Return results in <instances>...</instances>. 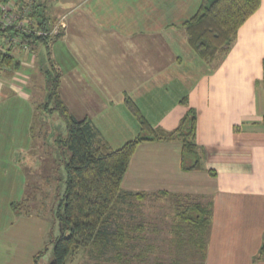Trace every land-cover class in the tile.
Masks as SVG:
<instances>
[{
    "label": "crops",
    "instance_id": "0c3cea01",
    "mask_svg": "<svg viewBox=\"0 0 264 264\" xmlns=\"http://www.w3.org/2000/svg\"><path fill=\"white\" fill-rule=\"evenodd\" d=\"M36 3L51 29L60 21L65 25L52 36L46 56L42 50L46 44L34 51L15 47L13 56L21 62L20 68L1 76L0 117L8 126L0 128V264H30L36 254L29 230L31 226L39 230L42 215L37 209L18 215L12 203L31 195L33 201L49 197L51 186L56 185L52 182L59 157L51 156L50 125L31 122L22 114L27 100H46V92H37L36 82L40 77L45 82L49 57L62 74L60 94L71 113L89 119L112 148L141 132L131 104L154 127L166 130L178 127L193 108L205 170L182 169L180 141H143L132 156L122 188L145 192L160 204L169 202L173 209L191 202L211 208L205 236L177 242L175 260L264 264L260 255L264 242V0L240 28L228 55L211 63L192 48L182 26L198 11L201 0ZM33 104L29 108L34 111H46L41 104ZM10 107L20 109L15 118H6L5 109ZM21 117H25L23 124ZM115 140L120 143L114 146ZM49 165L53 168L47 171ZM45 188L50 194L42 192ZM161 190L169 195L158 194Z\"/></svg>",
    "mask_w": 264,
    "mask_h": 264
},
{
    "label": "trees",
    "instance_id": "16d2710c",
    "mask_svg": "<svg viewBox=\"0 0 264 264\" xmlns=\"http://www.w3.org/2000/svg\"><path fill=\"white\" fill-rule=\"evenodd\" d=\"M5 1L7 0H0ZM17 3L24 6L26 1L17 0ZM261 5L262 0H201L198 11L182 24L189 44L206 62L223 60L234 46L242 25ZM39 7L40 4L32 0V12L28 15L25 29L0 28L3 37L20 34L22 38L21 44H14L8 51L0 53V76H10L13 71L19 70L21 62L15 61L13 56L15 47L25 49L24 44H27L25 50L34 51L41 44H46V49L50 48L54 33L40 34L39 30L50 32L53 28L48 26L45 13L41 11L40 15L37 11ZM48 53L51 54L49 51ZM49 59L51 63L45 71L44 82L46 100L42 102V107L52 114L59 113L66 122L67 134H59L55 140L59 149V160L56 165L55 192L49 212L53 218L52 226L47 232L44 247L34 255V264H40L41 257L50 246L54 253L50 264H70L81 248L90 249L97 256H101L112 246L116 249L115 257L120 261L145 258L148 253L128 256L123 251L129 248L128 239L131 235L123 222L121 203L130 198L141 200L148 195L145 192L123 190V178L132 156L143 141H180L182 169L205 170V155L196 140V111L189 108L178 127L166 130L154 127L138 107L131 104L141 123V132L122 146L112 148L99 137L98 130L89 119H78L71 113L60 94L62 74L54 66L51 57ZM127 101L131 103L129 98ZM182 101L187 103L186 98ZM208 171L212 175L217 174L213 169ZM158 194L169 195V192L161 190ZM33 199L31 195L21 201H15L12 208L18 215H29L34 212V206L31 204ZM210 214L211 208L199 202L179 204L175 208L177 224L174 228L183 232L179 234L177 242L183 243L195 237H204L210 224ZM113 223L116 227L111 230L110 225ZM142 227L143 224L136 226L138 229ZM185 232H188V236L181 237ZM148 245L154 246L153 242ZM180 246L186 247L184 244ZM260 255L264 257V242ZM183 258L174 260L173 264L189 262V259Z\"/></svg>",
    "mask_w": 264,
    "mask_h": 264
},
{
    "label": "rangeland",
    "instance_id": "374dc122",
    "mask_svg": "<svg viewBox=\"0 0 264 264\" xmlns=\"http://www.w3.org/2000/svg\"><path fill=\"white\" fill-rule=\"evenodd\" d=\"M52 49V46H51ZM58 49V48H57ZM55 49V50H57ZM43 54L47 55L46 47H42ZM49 59V58H48ZM59 61V60H58ZM49 63V62H48ZM37 92H46L44 88V82L43 78L40 77L39 80L36 82ZM42 89V90H41ZM35 97V96H34ZM37 100L35 102V99L27 100L26 102H29L26 106V109L23 110V116L27 115V118L32 122V120H40L44 121V123L47 125H50V130L47 134L48 142L50 140H53V148L52 155H55L59 157V149L56 147L54 143V138L56 135L63 134L66 136L67 134V125L64 119L59 115V113L55 112L51 114L48 111L40 110L41 108H37L36 111L34 109L29 108V104H41L42 100L41 98L35 97ZM33 104V106H34ZM19 105V104H17ZM16 108V109H15ZM12 109H5L6 118L12 117L15 118L16 115L20 113V109L15 107ZM75 112V111H74ZM77 113V112H76ZM1 114V113H0ZM21 116V115H20ZM35 116H37V119H34ZM22 119L25 120V117H21L20 122L23 124ZM37 121V122H38ZM6 124L8 126V122L2 123L1 117H0V128L2 125ZM125 134H122L121 136H124ZM50 143V142H49ZM119 140H115L113 142V145H118ZM49 158V156H48ZM47 171H49L52 167V165H49L46 167ZM55 182H52L54 185ZM43 193L50 194V189L45 188ZM41 192V193H42ZM55 188L51 186V196H41L40 198L37 197L33 201V206L35 211L38 210V213L42 215V221H37V227L39 230H35L32 226L30 227V237L35 241V253L40 251L44 247V241L46 240V235L49 229L52 226V215L50 212L51 204H52V197L54 195ZM43 194V195H46ZM182 199V198H181ZM179 199V201H181ZM159 200L152 199L150 196H147L145 198H142L139 200V198H130L125 199L123 203H121V208H123V222L126 228L130 231L131 238L128 239L129 248L123 249L124 252L128 254V256H134L135 254L139 253H148L147 259L142 258H133L132 260H129L126 262L125 260L120 261L115 257L116 249L112 246L110 249L106 250L105 253L101 256H97L94 251H91L90 249L81 248L76 253V256L73 257V259L70 261V264H173L174 256L176 253L179 252L177 249L179 246L176 245L177 239L179 238V234L182 233V230H176L174 228V225L177 224L176 218H175V209L172 208L169 202L165 203L162 202V204L158 203ZM39 217V216H38ZM143 224L142 229L136 228L137 225ZM116 227V224L113 223L110 225L111 230H113ZM56 230L58 231V225H56ZM188 236V232H185L184 235H181V237ZM154 244L148 245V244ZM153 247V248H152ZM10 249V246H9ZM54 256L52 246H50L49 250L41 257L40 264H50V261L52 260ZM171 256V257H169ZM174 259V260H170ZM184 258L181 257V260ZM1 263V261H0ZM180 264H202V261L199 262L197 260H189L188 263H184V261L179 262ZM30 264H34L33 259L30 260Z\"/></svg>",
    "mask_w": 264,
    "mask_h": 264
},
{
    "label": "built area",
    "instance_id": "2783aa9c",
    "mask_svg": "<svg viewBox=\"0 0 264 264\" xmlns=\"http://www.w3.org/2000/svg\"><path fill=\"white\" fill-rule=\"evenodd\" d=\"M24 6H19L17 0H7L0 2V28H20L25 29L27 26L28 15L32 12V0H25ZM64 22L60 21L53 29L48 31L39 30L40 34L57 33L59 32V26H64ZM20 34H14L10 36H2L0 34V53L8 51L14 44H21ZM24 48H27V44H24ZM3 80L0 76V82Z\"/></svg>",
    "mask_w": 264,
    "mask_h": 264
}]
</instances>
